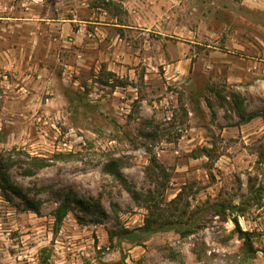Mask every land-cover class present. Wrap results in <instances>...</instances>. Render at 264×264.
<instances>
[{"label": "rangeland", "instance_id": "1", "mask_svg": "<svg viewBox=\"0 0 264 264\" xmlns=\"http://www.w3.org/2000/svg\"><path fill=\"white\" fill-rule=\"evenodd\" d=\"M145 1L150 58L177 39L263 58L264 0ZM125 2L0 0V264H264V128L224 130L226 69L202 47L174 82L152 59L110 67L62 38L68 20L128 25ZM66 195L98 212L71 206L56 225Z\"/></svg>", "mask_w": 264, "mask_h": 264}, {"label": "crops", "instance_id": "2", "mask_svg": "<svg viewBox=\"0 0 264 264\" xmlns=\"http://www.w3.org/2000/svg\"><path fill=\"white\" fill-rule=\"evenodd\" d=\"M146 5L145 0H126L124 8L126 16L130 19L128 25L97 23L89 29L84 26H76V29H73L71 24L74 23L70 22L74 21H65V25H62L61 36L66 40V43L79 46L84 53V55L82 54L83 60H96L97 63L104 62L111 67L116 66L113 61L130 66L140 63L147 64L152 59L158 65L171 67L174 72L171 78L174 82H181L183 76L190 73L191 67L199 61L196 57L199 56V50L203 47L206 49L204 51L209 52L208 58L210 59L209 62L207 59L205 62L214 69L218 66L225 68L226 70L221 75L223 83L227 87L235 85L234 94L225 97L230 108L227 113L233 119L230 117V124L224 130H236V133L240 131L242 140H247L249 135L245 132L254 125L258 126L263 123L264 128V107H262L264 106V95L259 93L260 88H264V84H262L264 81L260 79L262 75L259 71L260 64L264 62V54L262 60H256L254 55H245L239 51L235 54L220 50L211 45H203L198 39L188 42L177 39L178 42L169 50L164 52L158 48V56L150 58L147 53L150 49V40L149 29L146 26ZM101 13L98 16L107 15L105 11ZM112 28L116 29V36L107 39V34ZM121 32L127 35L124 40L120 38ZM155 34L164 36L157 32ZM160 41L162 40L160 39ZM122 42L126 44L125 53H119ZM101 44H104L106 48H103ZM236 50H243V47H237ZM86 51L91 55L87 56ZM82 57L80 56L81 59ZM212 104L214 103H209L211 107L206 104L208 112L212 108ZM199 106L203 112L205 108L203 103L200 102ZM219 109L224 112L223 108ZM189 115L192 116L193 113ZM191 127H194V122L191 123Z\"/></svg>", "mask_w": 264, "mask_h": 264}, {"label": "trees", "instance_id": "3", "mask_svg": "<svg viewBox=\"0 0 264 264\" xmlns=\"http://www.w3.org/2000/svg\"><path fill=\"white\" fill-rule=\"evenodd\" d=\"M105 173L109 174L112 176L115 180L119 181L124 188V190L128 193L131 194V189L130 187L126 184V182L122 179L121 175L119 172L111 167L107 166L104 169ZM74 206L78 211H80L83 214H88L91 213V210L97 211V206L96 204H91L90 201H86L83 199H77L74 196L66 195L64 201L59 205V207L56 209L54 212V219H55V224L60 225L61 222L63 221L65 215L70 211V207ZM30 211L37 213V208L36 207H29ZM225 211V210H224ZM98 212V211H97ZM224 213V212H223ZM235 225L237 226L236 220L234 221ZM174 230V228H171ZM155 229L152 228V225L148 219L145 220L144 226L139 229V235L140 236H148L153 233ZM176 232L180 235H183L184 233H179V231L176 230ZM190 232H185V235L189 234ZM242 235L248 236L249 234L246 232H243Z\"/></svg>", "mask_w": 264, "mask_h": 264}, {"label": "built area", "instance_id": "4", "mask_svg": "<svg viewBox=\"0 0 264 264\" xmlns=\"http://www.w3.org/2000/svg\"><path fill=\"white\" fill-rule=\"evenodd\" d=\"M28 2L31 1V3L33 4H37V2L41 1V0H27Z\"/></svg>", "mask_w": 264, "mask_h": 264}]
</instances>
